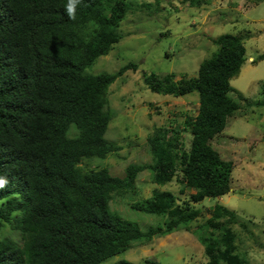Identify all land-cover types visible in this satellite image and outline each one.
Listing matches in <instances>:
<instances>
[{"label":"trees","instance_id":"1","mask_svg":"<svg viewBox=\"0 0 264 264\" xmlns=\"http://www.w3.org/2000/svg\"><path fill=\"white\" fill-rule=\"evenodd\" d=\"M184 1L192 7L210 2ZM66 3L0 0V176L10 181L0 190V264H98L136 240L191 229L202 215L194 203L232 190L235 162L212 140L240 108L239 101H248L240 92L238 99L231 96V80L247 59L243 37L213 38L218 50L200 63L195 76L144 73L154 92L177 97L197 92L198 110L186 116L183 127H156L148 137L152 161L131 162L123 175H115L106 166L83 163L121 149L106 137L114 117L110 87L139 64L130 61L115 72L87 69L123 38L120 26L130 11L158 13L161 0H83L75 20L68 19ZM183 132L191 134L188 144ZM145 170L155 184L176 178L182 193L192 192L180 201L172 190L156 186L149 197L133 202L132 208L165 218L143 230L114 211L111 202L116 193L132 191ZM211 211L194 230L205 247L202 264H251L239 249L235 225L250 232L253 221L222 203Z\"/></svg>","mask_w":264,"mask_h":264},{"label":"rangeland","instance_id":"2","mask_svg":"<svg viewBox=\"0 0 264 264\" xmlns=\"http://www.w3.org/2000/svg\"><path fill=\"white\" fill-rule=\"evenodd\" d=\"M133 3L156 0H129ZM161 11L153 9L129 12L122 21L123 38L107 55L90 67V73L115 72L130 61L139 68L128 70L110 87V108L114 117L106 137L121 149L106 158L94 157L85 161L88 168L106 166L115 175H123L131 162L152 161L148 137L158 126H184L187 115H195L199 106L197 92L185 96L154 92L144 82L145 72L159 74L174 72L195 76L200 63L211 57L218 46L213 38L232 33L243 37L247 52L246 62L232 80L236 92L249 101H239L240 108L229 118L226 128L212 144L225 159H232V190L222 197H207L195 207L202 215L191 229H179L165 236L145 242L136 240L126 251L112 255L98 264H115L128 259L136 264H202L207 261L205 247L194 230L211 215L215 203H222L239 213L241 219L252 220L249 230L240 224L238 246L251 264H264V0H210L201 7H192L184 0H161ZM134 13V14H133ZM255 61H252V60ZM186 143L189 132H183ZM170 189L180 201L189 198L191 189L182 193L178 179L166 185L153 183L150 171L138 176L135 188L127 193H116L111 207L143 230L163 223L162 215L132 208L135 201L149 197L153 189ZM7 234L19 239V234L6 228Z\"/></svg>","mask_w":264,"mask_h":264},{"label":"clouds","instance_id":"3","mask_svg":"<svg viewBox=\"0 0 264 264\" xmlns=\"http://www.w3.org/2000/svg\"><path fill=\"white\" fill-rule=\"evenodd\" d=\"M83 2V0H67L66 5L64 6L65 12L67 14L68 19L75 20L76 12L78 6ZM254 61V59L252 60ZM10 184L7 176H0V190L6 189Z\"/></svg>","mask_w":264,"mask_h":264}]
</instances>
